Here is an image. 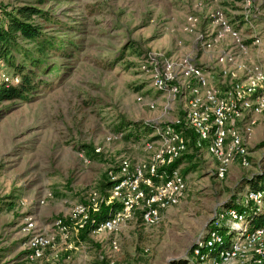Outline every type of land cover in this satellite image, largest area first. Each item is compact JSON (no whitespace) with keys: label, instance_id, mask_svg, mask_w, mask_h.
Segmentation results:
<instances>
[{"label":"rangeland","instance_id":"rangeland-1","mask_svg":"<svg viewBox=\"0 0 264 264\" xmlns=\"http://www.w3.org/2000/svg\"><path fill=\"white\" fill-rule=\"evenodd\" d=\"M244 1L0 0V6L32 4L56 17L59 22H35L64 40L70 53L44 60L46 66L59 62L62 70L53 71L51 84L38 94L26 102L0 103V264H25L27 237L21 229L27 216L43 224L65 219L89 190L105 192L110 175H118L119 159H127L131 170L147 158L144 142L158 123L180 117L182 111L177 101L164 108L165 96L152 87L141 65L152 53L180 56L190 51L193 36L183 30L187 16L203 20L220 10L237 17ZM251 1L244 16L263 29L264 0ZM11 73L3 62L0 82H7L5 77L9 81ZM248 149L250 167L233 166L223 179L213 175L215 162L206 149L189 153L179 163L186 189L157 223L144 225L137 213L115 233L83 238L84 248L63 251L69 252L64 258L68 264L77 257L78 264L195 262L190 251L211 219L232 199H243L247 178L264 173V114L257 117ZM260 188L264 193V177ZM42 197L44 204H39Z\"/></svg>","mask_w":264,"mask_h":264},{"label":"built area","instance_id":"built-area-1","mask_svg":"<svg viewBox=\"0 0 264 264\" xmlns=\"http://www.w3.org/2000/svg\"><path fill=\"white\" fill-rule=\"evenodd\" d=\"M251 3L244 1L237 17L229 18L220 10L203 20L187 16L183 30L193 36L190 51L180 56L152 53L141 65L152 87L165 96L164 108L171 109L168 103L177 101L182 115L159 122L144 142L147 158L131 170L127 159H119L118 175H110L105 192L89 190L84 201L71 205L65 219L43 224L34 215L27 216L21 229L27 237L25 264H63L61 251L84 248L83 231L88 237L115 233L137 213L142 224L157 223L186 189L181 167L173 166L186 153L206 149L218 179L233 166L250 167L248 141L258 115L264 114V28L257 30L254 19L244 16ZM260 7L261 3L252 17ZM201 55H207V61ZM3 62L0 59V65ZM4 80L9 82L7 77ZM13 81L17 83L18 77ZM146 105L153 108L155 101ZM263 196L261 191L247 189L237 206L219 209L191 249L193 260L197 264H264V211L258 224L248 228V214L240 208L264 210ZM38 202L44 204V197ZM103 207L106 211L100 215ZM110 244L117 248L115 241Z\"/></svg>","mask_w":264,"mask_h":264},{"label":"trees","instance_id":"trees-1","mask_svg":"<svg viewBox=\"0 0 264 264\" xmlns=\"http://www.w3.org/2000/svg\"><path fill=\"white\" fill-rule=\"evenodd\" d=\"M0 10V14L4 17L3 21L0 20V59H3L12 72L10 74L11 81L0 82V103L2 101L26 102L38 94L42 88L51 84L50 76L53 71L58 70L60 72L62 70V64L59 62L53 61V63H48L49 66H46L44 60L48 57L65 56L70 53H68V46L64 43V40H56V38L51 37L44 32L40 23L35 22L36 18H41L46 23L59 22L48 11L32 4L16 5L10 8L8 6H0ZM24 42L28 44L24 46ZM39 68H41V75L38 74ZM42 76L45 78L42 79ZM14 77H18L19 81L17 83L13 81ZM188 155L192 154H184L173 163V166H178L180 161ZM263 177L264 173L252 175L246 179L245 186L249 190L263 193L260 190ZM237 201L238 199H232L231 205H228V203L225 207L237 206ZM240 208L248 214L246 217L248 228L257 225L263 216L262 212L264 210L254 212L251 206ZM105 211L106 207H103L100 215ZM80 237L81 239L87 238L86 231H83ZM168 264L197 263L176 259Z\"/></svg>","mask_w":264,"mask_h":264},{"label":"crops","instance_id":"crops-1","mask_svg":"<svg viewBox=\"0 0 264 264\" xmlns=\"http://www.w3.org/2000/svg\"><path fill=\"white\" fill-rule=\"evenodd\" d=\"M41 223H43V222L41 221ZM62 252H63V251L60 252V259H61V262H62L63 264H68V261H66V259L64 258V255H65V254L68 255L69 252H67V253H65V254H62ZM79 260H80L79 257H77V262L74 263V264H78V261H79ZM74 262H75V261H74ZM69 264H70V263H69Z\"/></svg>","mask_w":264,"mask_h":264}]
</instances>
